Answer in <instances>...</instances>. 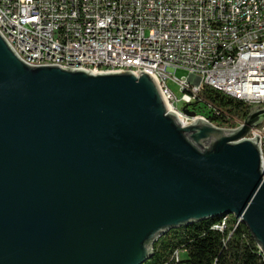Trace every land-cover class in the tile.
Here are the masks:
<instances>
[{
  "label": "water",
  "instance_id": "1",
  "mask_svg": "<svg viewBox=\"0 0 264 264\" xmlns=\"http://www.w3.org/2000/svg\"><path fill=\"white\" fill-rule=\"evenodd\" d=\"M263 121L254 108L234 130L183 128L146 73L28 66L0 36V264H143L168 230L230 215L264 257L245 139Z\"/></svg>",
  "mask_w": 264,
  "mask_h": 264
},
{
  "label": "built area",
  "instance_id": "2",
  "mask_svg": "<svg viewBox=\"0 0 264 264\" xmlns=\"http://www.w3.org/2000/svg\"><path fill=\"white\" fill-rule=\"evenodd\" d=\"M0 36L28 66L146 73L183 128L220 127L179 110L168 79L188 108L208 86L264 109V0H0ZM256 137L264 180V121L245 139Z\"/></svg>",
  "mask_w": 264,
  "mask_h": 264
},
{
  "label": "trees",
  "instance_id": "3",
  "mask_svg": "<svg viewBox=\"0 0 264 264\" xmlns=\"http://www.w3.org/2000/svg\"><path fill=\"white\" fill-rule=\"evenodd\" d=\"M189 109L220 128H234L251 107L202 86ZM221 225L222 231L216 229ZM143 264H264V257L245 224L230 215L168 230L152 243L151 256Z\"/></svg>",
  "mask_w": 264,
  "mask_h": 264
},
{
  "label": "rangeland",
  "instance_id": "4",
  "mask_svg": "<svg viewBox=\"0 0 264 264\" xmlns=\"http://www.w3.org/2000/svg\"><path fill=\"white\" fill-rule=\"evenodd\" d=\"M188 76V73L184 70H176L174 72V77L177 80H181L184 79ZM167 87L168 89L174 94V96L176 97V99L178 100L176 106L179 110H182L183 108V103L180 101V97H181V93L179 90L178 85L176 84L175 81H173L172 79H168L167 80ZM197 115H201L202 113L200 111L196 112ZM182 258L184 257V255L181 256Z\"/></svg>",
  "mask_w": 264,
  "mask_h": 264
}]
</instances>
